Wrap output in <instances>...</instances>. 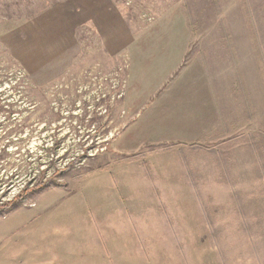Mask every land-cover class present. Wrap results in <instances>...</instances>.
Instances as JSON below:
<instances>
[{
	"label": "rangeland",
	"instance_id": "rangeland-1",
	"mask_svg": "<svg viewBox=\"0 0 264 264\" xmlns=\"http://www.w3.org/2000/svg\"><path fill=\"white\" fill-rule=\"evenodd\" d=\"M48 177L0 264H264V0H0V206Z\"/></svg>",
	"mask_w": 264,
	"mask_h": 264
},
{
	"label": "trees",
	"instance_id": "trees-1",
	"mask_svg": "<svg viewBox=\"0 0 264 264\" xmlns=\"http://www.w3.org/2000/svg\"><path fill=\"white\" fill-rule=\"evenodd\" d=\"M70 167V166H69ZM69 167H67V169L69 168ZM66 169V170H67ZM66 170H58V171H56L54 174H57V173H62V172H64V171H66ZM40 180V179H39ZM52 180H53V178H51V177H48L47 179H45V180H40V181H38V183H36V185H34L33 187H31V188H26V189H23V190H21L12 200H10V201H7V202H5V203H3L1 206H0V210H2V208H7V207H10L15 201H17V200H20V199H22L27 193H29V192H35V191H38V190H40L41 188H43L44 186H46V185H48L49 183H51L52 182ZM55 182H61V181H55Z\"/></svg>",
	"mask_w": 264,
	"mask_h": 264
}]
</instances>
